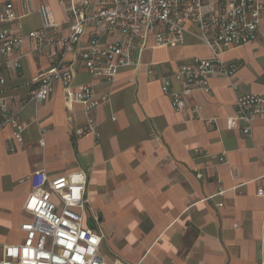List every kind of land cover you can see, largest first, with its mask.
Here are the masks:
<instances>
[{
	"label": "crops",
	"instance_id": "0c3cea01",
	"mask_svg": "<svg viewBox=\"0 0 264 264\" xmlns=\"http://www.w3.org/2000/svg\"><path fill=\"white\" fill-rule=\"evenodd\" d=\"M8 1L17 19L0 22V29L39 28L44 5L61 23L60 32L68 31L66 0H29L27 14L23 0H0V9ZM30 49L25 41L17 66L8 62L18 52L0 53V98L24 125L23 144L13 152L6 146L10 127L0 130V246L24 237L22 204L34 170L45 169L49 177L84 170L89 204L83 223L101 229L106 264L115 258L129 264H264V118L254 119L245 135L233 115L237 94L264 97V14L256 40L220 45V60L237 63L236 70L211 75L207 93L186 92L181 111L162 92L160 78L193 57L211 56L193 24L186 23L184 42L174 46L156 45L150 34L137 65L112 79L91 75L75 61L73 88L90 85L100 101L97 136L85 131L83 104L66 105L59 82L45 101L28 100L50 62Z\"/></svg>",
	"mask_w": 264,
	"mask_h": 264
},
{
	"label": "built area",
	"instance_id": "2783aa9c",
	"mask_svg": "<svg viewBox=\"0 0 264 264\" xmlns=\"http://www.w3.org/2000/svg\"><path fill=\"white\" fill-rule=\"evenodd\" d=\"M63 7L66 33L60 32L61 23L54 21L47 8L40 5L39 28L27 32L10 27L0 29V53L18 52L8 62L17 66L25 55L21 47L28 41L29 52L47 56L49 67L40 74L28 100L45 101L52 84L59 82L66 105L72 101L83 104L85 131L96 136L94 110L100 101L93 99L90 85L73 88L75 61H80L91 75L112 79L119 69L137 65L140 50L150 34L154 35L156 45L174 46L184 42L186 23L193 24L210 47L211 56L193 57L160 78L162 92L169 97L172 107L181 111L186 107V92L198 89L207 93L211 90L208 81L211 75L230 76L236 70L237 63L220 60V45L235 47L256 40L259 20L264 14V0H66ZM22 9L23 13H30L29 0L22 1ZM16 19L13 4L9 1L2 4L0 22ZM68 54L73 58H67ZM198 109V105L191 106L194 112ZM233 115L240 122V131L250 134L253 120L264 118V97L237 94ZM5 126L11 129L7 149L16 151L23 144L24 125L0 98V130ZM218 160L224 161V157L221 155ZM29 181L30 190L22 204L27 219L20 224L24 237L19 243L0 246V264H106L99 253L101 229L83 223L89 204L86 171L49 177L45 169H36L29 175ZM221 192L220 189L217 193ZM222 205L217 203L218 207ZM110 264L129 263L115 258Z\"/></svg>",
	"mask_w": 264,
	"mask_h": 264
}]
</instances>
